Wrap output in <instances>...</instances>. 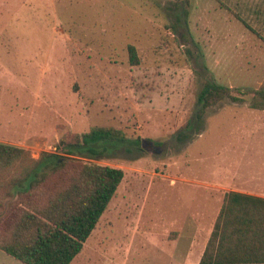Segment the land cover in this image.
Masks as SVG:
<instances>
[{
    "label": "rangeland",
    "instance_id": "374dc122",
    "mask_svg": "<svg viewBox=\"0 0 264 264\" xmlns=\"http://www.w3.org/2000/svg\"><path fill=\"white\" fill-rule=\"evenodd\" d=\"M222 1L264 33V0ZM234 11L219 0H0V142L39 158L69 132L126 135L72 154L125 175L71 264H199L230 190L216 182L259 188L264 110L253 94L185 127L205 79L264 82V40ZM0 264L24 263L0 249Z\"/></svg>",
    "mask_w": 264,
    "mask_h": 264
},
{
    "label": "trees",
    "instance_id": "16d2710c",
    "mask_svg": "<svg viewBox=\"0 0 264 264\" xmlns=\"http://www.w3.org/2000/svg\"><path fill=\"white\" fill-rule=\"evenodd\" d=\"M256 11L264 19V4ZM234 14L264 40V33L244 14ZM129 55L132 64H139L132 44ZM248 94H253L251 107L264 110V82L258 88L241 90L205 79L197 109L185 127L193 129L209 107L226 98L240 101ZM187 131L181 136H187ZM125 139L120 129L94 126L84 133L64 134L54 151L39 158L26 148L0 142V210L4 208L0 213V249L24 264H71L125 175L122 168L88 163L72 154L96 153L97 146ZM200 264H264L263 196L225 193Z\"/></svg>",
    "mask_w": 264,
    "mask_h": 264
},
{
    "label": "crops",
    "instance_id": "0c3cea01",
    "mask_svg": "<svg viewBox=\"0 0 264 264\" xmlns=\"http://www.w3.org/2000/svg\"><path fill=\"white\" fill-rule=\"evenodd\" d=\"M253 181L254 180H251V181L245 180V178L243 177L242 180L238 182V181H236V178H233L232 180H229L227 183H225L223 180H218L216 182L215 186L218 187V188H220V190L221 189L222 190H226V189L229 188L230 189L229 191H238V192L249 193V194H254V195L255 194H261V193L263 194L264 193V177L263 178H260V179L258 178L257 183L259 184V188H257V189H252V187H253V184H252ZM240 182L242 183V185H239L237 187V185ZM233 183H236V187L235 188H232V187L229 186V185H232ZM241 186H243V187H241ZM258 196H261V195H258ZM208 239H209V237H208ZM206 244H207V242H206ZM206 244L204 245V247H202V250L200 252L199 259H198L199 260V264H200V260H201L202 254L204 252V249L206 247Z\"/></svg>",
    "mask_w": 264,
    "mask_h": 264
}]
</instances>
